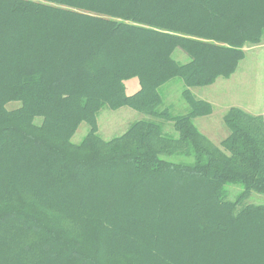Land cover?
I'll return each instance as SVG.
<instances>
[{
    "label": "trees",
    "instance_id": "16d2710c",
    "mask_svg": "<svg viewBox=\"0 0 264 264\" xmlns=\"http://www.w3.org/2000/svg\"><path fill=\"white\" fill-rule=\"evenodd\" d=\"M263 32L264 0H0V264H264V205L244 203L264 195V111L230 108L215 145L189 90ZM174 79L184 115L157 109ZM122 107L175 134L139 120L104 141L97 113Z\"/></svg>",
    "mask_w": 264,
    "mask_h": 264
},
{
    "label": "rangeland",
    "instance_id": "374dc122",
    "mask_svg": "<svg viewBox=\"0 0 264 264\" xmlns=\"http://www.w3.org/2000/svg\"><path fill=\"white\" fill-rule=\"evenodd\" d=\"M264 33V32H263ZM257 45L244 47V58L238 64L236 71L229 78H218L208 87L191 88V96L195 100L211 101L212 111L207 118L193 119L194 126L213 144L218 145L228 134L222 121L223 115L230 108L241 109L251 115H261L264 109V46L256 49ZM250 48V49H249ZM173 58L180 63L187 61V56L180 51L173 54ZM125 93L131 95L139 89L137 78L124 82ZM184 89L182 81L174 79L159 88L162 103L158 110L166 109L171 116L184 115L189 112V106L183 99ZM18 107L17 103L7 105L8 109ZM208 116V115H207ZM148 120L160 124L163 134L174 135L172 124L148 117L128 107L117 110L103 108L97 113V134L104 141L123 134L135 121ZM37 123L39 120L36 121ZM89 127L82 122L71 137L72 143H79L88 133ZM180 161V159H176ZM228 199L234 200L242 190L240 186L227 185ZM247 204L264 205V195L252 192L244 201Z\"/></svg>",
    "mask_w": 264,
    "mask_h": 264
},
{
    "label": "crops",
    "instance_id": "0c3cea01",
    "mask_svg": "<svg viewBox=\"0 0 264 264\" xmlns=\"http://www.w3.org/2000/svg\"><path fill=\"white\" fill-rule=\"evenodd\" d=\"M264 46V33H263V35H262V39H261V43L260 44H258L257 46H254V47H256V49L257 48H259V47H263ZM246 49V48H245ZM245 49H244V52H245ZM250 49V48H249ZM233 75V74H232ZM202 101H204V100H202ZM205 102H208L210 105H211V101H209V100H205ZM211 108H212V105H211ZM229 110V109H228ZM227 110V111H228ZM263 111H264V109H263ZM263 114V113H262ZM211 115V114H210ZM210 115H208V116H205V117H203V118H207V117H209ZM224 116V115H223ZM223 118V117H222ZM228 135V134H227ZM226 138V137H225ZM224 138V139H225Z\"/></svg>",
    "mask_w": 264,
    "mask_h": 264
}]
</instances>
